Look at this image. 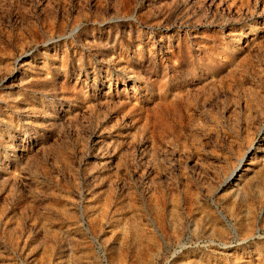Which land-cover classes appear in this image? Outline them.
Instances as JSON below:
<instances>
[{
  "label": "rangeland",
  "instance_id": "rangeland-1",
  "mask_svg": "<svg viewBox=\"0 0 264 264\" xmlns=\"http://www.w3.org/2000/svg\"><path fill=\"white\" fill-rule=\"evenodd\" d=\"M0 264H264V0H0Z\"/></svg>",
  "mask_w": 264,
  "mask_h": 264
}]
</instances>
